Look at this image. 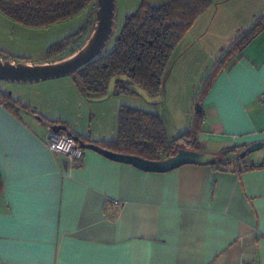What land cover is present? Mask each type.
Segmentation results:
<instances>
[{
	"label": "crops",
	"instance_id": "0c3cea01",
	"mask_svg": "<svg viewBox=\"0 0 264 264\" xmlns=\"http://www.w3.org/2000/svg\"><path fill=\"white\" fill-rule=\"evenodd\" d=\"M11 98L28 108L0 102V264H264V167L249 168L264 164V31L201 101L197 150L256 144L240 166L154 172L88 148L73 165L48 149L47 122L113 141L122 105Z\"/></svg>",
	"mask_w": 264,
	"mask_h": 264
},
{
	"label": "trees",
	"instance_id": "16d2710c",
	"mask_svg": "<svg viewBox=\"0 0 264 264\" xmlns=\"http://www.w3.org/2000/svg\"><path fill=\"white\" fill-rule=\"evenodd\" d=\"M141 0L136 11L125 17L120 32L113 39L112 46L76 71V81L87 95H101L106 91L109 79L117 74L126 75L129 81L144 88L151 96L161 91V80L170 55L179 41L189 31L195 20L213 3L220 0ZM96 0H0V12L8 18L32 28L47 27L68 20L81 12H86V22L95 21ZM264 31V16L257 19L252 27L238 36L221 55L205 78L196 103L201 101L217 74L231 62L242 56L245 48ZM75 34L64 37L50 49L61 48ZM72 36V37H71ZM71 51L70 53H73ZM58 57L57 59L64 58ZM53 59V60H57ZM51 61V60H50ZM116 89L128 91L122 82H117ZM130 92V91H128ZM0 102L5 105L20 106L8 92L0 91ZM202 109L196 111L189 129L169 140L163 129L162 121L155 113H150L128 106H120L116 138L113 141L96 142L71 133L67 127L61 130L74 136L78 142H95L112 152L137 155L150 160H160L175 154L179 148L197 150L198 122ZM49 125L55 122H47ZM59 124V123H58ZM236 147L224 148L213 166L229 167L233 163L242 165L245 151L236 152ZM229 153H235L232 158ZM248 167V166H243ZM264 167L252 165L249 168ZM2 182L0 179V193Z\"/></svg>",
	"mask_w": 264,
	"mask_h": 264
},
{
	"label": "rangeland",
	"instance_id": "374dc122",
	"mask_svg": "<svg viewBox=\"0 0 264 264\" xmlns=\"http://www.w3.org/2000/svg\"><path fill=\"white\" fill-rule=\"evenodd\" d=\"M141 0H115L113 31L109 47L120 32L126 16L134 13ZM154 4L160 1L154 0ZM264 16V0H220L213 2L194 22L189 31L172 51L163 78L165 97L158 103H149L137 94L115 90V93L94 106L107 102L155 113L162 121L166 137L171 140L192 124L196 97L203 81L211 73L221 55L240 35ZM95 17V14H94ZM86 12L47 27H26L0 12V58L16 63L50 61L68 56L79 49L88 39ZM61 48L56 45L64 37L75 34ZM77 51V50H76ZM70 53V54H69ZM74 74L39 82H16L0 80V91L11 96L27 94L32 100H56L72 106L76 100H91L81 93L74 81ZM51 106V105H50ZM73 107V106H72ZM54 108V107H50ZM70 109V108H69ZM71 111L73 114V109ZM71 114V115H72Z\"/></svg>",
	"mask_w": 264,
	"mask_h": 264
},
{
	"label": "water",
	"instance_id": "95a60500",
	"mask_svg": "<svg viewBox=\"0 0 264 264\" xmlns=\"http://www.w3.org/2000/svg\"><path fill=\"white\" fill-rule=\"evenodd\" d=\"M114 10L115 0H96L94 28L86 42L77 51L59 60L35 64L16 63L11 60L0 59V80L37 82L74 74L83 65L100 55L107 47L113 31ZM117 82H122L126 90L139 95L149 103H158L165 97L164 78L161 80V91L157 95L151 96L141 86L131 83L126 75L117 74L109 79L106 91L103 94L90 96L91 101H102L109 98L115 93ZM195 109L196 111L201 110V105L198 102ZM51 127L55 132L67 129L66 125L58 123ZM79 144L83 149H93L112 160L127 162L140 169L154 172H165L187 163L210 164L218 157L199 150L179 148L175 154L165 159L150 160L137 155L112 152L102 148L95 142L81 140ZM255 146L256 144L248 146L245 151Z\"/></svg>",
	"mask_w": 264,
	"mask_h": 264
},
{
	"label": "built area",
	"instance_id": "2783aa9c",
	"mask_svg": "<svg viewBox=\"0 0 264 264\" xmlns=\"http://www.w3.org/2000/svg\"><path fill=\"white\" fill-rule=\"evenodd\" d=\"M46 145L48 149L57 154L65 155L69 160H71L74 165L83 156V148L80 146L77 139L67 133L55 132L51 126L47 128L45 135ZM115 207H118L120 203L117 200H112ZM237 264H254L251 260H243Z\"/></svg>",
	"mask_w": 264,
	"mask_h": 264
},
{
	"label": "flooded vegetation",
	"instance_id": "af4514ba",
	"mask_svg": "<svg viewBox=\"0 0 264 264\" xmlns=\"http://www.w3.org/2000/svg\"><path fill=\"white\" fill-rule=\"evenodd\" d=\"M60 132V131H59Z\"/></svg>",
	"mask_w": 264,
	"mask_h": 264
}]
</instances>
